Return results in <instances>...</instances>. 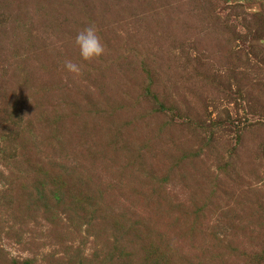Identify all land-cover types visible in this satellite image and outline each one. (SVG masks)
<instances>
[{
	"label": "rangeland",
	"instance_id": "374dc122",
	"mask_svg": "<svg viewBox=\"0 0 264 264\" xmlns=\"http://www.w3.org/2000/svg\"><path fill=\"white\" fill-rule=\"evenodd\" d=\"M0 264H264V0H0Z\"/></svg>",
	"mask_w": 264,
	"mask_h": 264
},
{
	"label": "clouds",
	"instance_id": "9594fccd",
	"mask_svg": "<svg viewBox=\"0 0 264 264\" xmlns=\"http://www.w3.org/2000/svg\"><path fill=\"white\" fill-rule=\"evenodd\" d=\"M75 44L79 48L83 60L89 61L101 57L105 53V45L95 25H89L75 36ZM65 67L69 72L80 74L81 66L68 60Z\"/></svg>",
	"mask_w": 264,
	"mask_h": 264
}]
</instances>
